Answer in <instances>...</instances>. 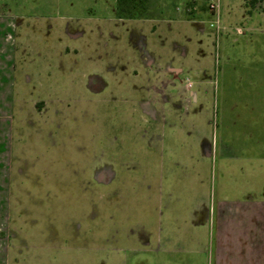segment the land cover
Returning <instances> with one entry per match:
<instances>
[{"label":"rangeland","instance_id":"374dc122","mask_svg":"<svg viewBox=\"0 0 264 264\" xmlns=\"http://www.w3.org/2000/svg\"><path fill=\"white\" fill-rule=\"evenodd\" d=\"M259 2L145 0L125 19L115 0H0V264H134L203 182L212 203L264 199L236 94L264 61ZM209 123L243 137L231 155L173 158Z\"/></svg>","mask_w":264,"mask_h":264},{"label":"crops","instance_id":"0c3cea01","mask_svg":"<svg viewBox=\"0 0 264 264\" xmlns=\"http://www.w3.org/2000/svg\"><path fill=\"white\" fill-rule=\"evenodd\" d=\"M259 3L262 10L258 11L264 12V0ZM203 18L195 15L179 21H203ZM173 77L178 78V74ZM250 79L251 88L236 89V94L252 96L253 117L257 119L251 139L252 159L264 160V61L254 62ZM220 124L218 135L215 129L212 131L211 123L203 125L205 131L197 142L198 151H186L178 146L177 156L173 158L207 161L213 157L227 158L228 145L237 147L243 137ZM180 132L185 133L182 129ZM194 193L195 199L183 201L188 204L185 216L178 214L176 220L163 222L152 234L144 227L145 237H140L139 257L134 264H264V199L235 197L212 203L211 189L204 182ZM117 262H122L120 256ZM128 262L126 259L123 264Z\"/></svg>","mask_w":264,"mask_h":264},{"label":"trees","instance_id":"16d2710c","mask_svg":"<svg viewBox=\"0 0 264 264\" xmlns=\"http://www.w3.org/2000/svg\"><path fill=\"white\" fill-rule=\"evenodd\" d=\"M145 0H115V16L117 18H147ZM254 5L256 0H249Z\"/></svg>","mask_w":264,"mask_h":264}]
</instances>
